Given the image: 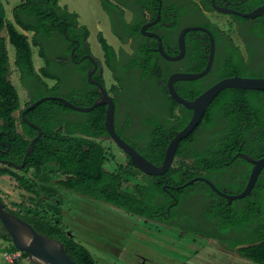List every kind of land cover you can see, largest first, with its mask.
<instances>
[{
    "label": "trees",
    "instance_id": "trees-1",
    "mask_svg": "<svg viewBox=\"0 0 264 264\" xmlns=\"http://www.w3.org/2000/svg\"><path fill=\"white\" fill-rule=\"evenodd\" d=\"M99 2L108 15L112 31L123 40L124 35L116 27L115 22L122 23L129 29L131 24L124 23L123 19L124 8L132 12L133 21H136V10L141 9L144 0H133L132 4L127 0H99ZM155 10L151 11L153 15ZM11 12L12 19L6 18L4 5L0 2V32L5 30V35L0 34V162L2 159L6 160V164L0 163V176L8 175L24 190L38 194L31 184V177H25L12 170L13 163L19 164L23 160L26 148L37 134V130L20 118V131H16V118L13 113L20 107V101L17 89L9 78L6 37L14 47L13 63L20 74L22 84H25V81L27 83L31 81L41 85L37 94L25 102L26 106L42 95L59 94L60 80L51 86L43 80V77L56 78V74L49 68L46 41L59 37L67 44L66 51H69L73 43L65 38L66 34L70 38H77L80 46L89 52L90 47L86 40L88 29L79 24L75 12L60 6L58 0H21ZM60 20L66 22V27L64 22H58ZM18 28L31 31V36L28 37ZM97 39L104 62L113 71V61L118 54L101 33L98 34ZM32 45L39 47L38 54L45 61V65L38 70H35L32 62ZM127 64L138 66L143 78L150 77L156 83L165 85L168 76L167 62L157 60L141 50L138 55H132L130 63ZM233 74L264 76L257 72H247L241 63L236 64L232 60L223 64L221 69L212 75L213 80H217ZM114 77L118 80L116 75ZM84 82L88 85L85 79ZM95 95L94 91L93 96L89 95L79 104L90 105ZM166 97L171 108L175 109L171 115L172 120L169 122V127L172 126L173 129L169 133L170 138L187 123L189 113L184 106L175 102L167 91ZM73 103L78 104L75 101ZM75 114L81 115V118L77 120L74 117ZM104 115V105H98L87 112L77 113L55 99L43 100L26 111L24 116L28 121L37 124L42 133L38 139L34 140L33 148L20 170L37 171L42 166L55 165L56 170L62 175L56 179V183L62 187L127 213L154 218L155 212L163 210L171 201L169 185H178L196 175L203 174L219 187L225 185L233 191H240L247 180L251 164L240 156L232 159L233 155L242 152L253 158L264 156V90L225 87L210 102L206 108L205 117L200 120L196 128L179 141L175 157H179L182 162L187 160L185 164L183 163L184 166L171 165L163 174L144 175L142 182L134 183L131 186L132 190L129 191L123 189L125 179L122 173L105 168L106 157L102 144L89 138V136L106 134ZM118 133L151 162L161 163L167 140L164 141L155 129H152V134H145L143 149L138 146L134 137L119 131ZM126 157L127 165L134 167L128 156ZM241 164L247 167V171L241 180L234 182L235 173ZM222 177H226L227 180L220 181ZM163 185L166 188H163ZM195 185L203 188V192L210 195L214 201L219 198L205 182L198 181ZM186 188L172 191L181 197L186 193ZM20 208L25 210L7 209L30 223L38 232L61 242L66 253L78 263L97 264L88 248L68 235L63 225L46 218L40 210L31 211L23 203L20 204ZM232 209L237 211L235 226L240 233L248 227L249 221H253L250 236L237 240V243H246L237 250L238 253L254 263L264 264V166L251 192L234 201ZM0 239L9 242L7 248L9 252L19 251L11 244L9 235L1 225ZM19 253L22 256L28 255L23 251Z\"/></svg>",
    "mask_w": 264,
    "mask_h": 264
},
{
    "label": "flooded vegetation",
    "instance_id": "flooded-vegetation-1",
    "mask_svg": "<svg viewBox=\"0 0 264 264\" xmlns=\"http://www.w3.org/2000/svg\"><path fill=\"white\" fill-rule=\"evenodd\" d=\"M127 1L133 3V0ZM263 5L264 0H144L141 9L136 10V21H133L132 12L124 8L123 19L124 23L131 24L129 29L126 25L115 22L116 27L124 35L122 40L115 34L119 44H126L130 51L120 48L117 52V58L113 61V71L105 64L103 54L102 59H99L91 51L86 52L80 46V41L77 38L69 37L67 40L73 43L70 50L61 51L60 56L56 57V78L47 79L52 80V85L60 80L59 90H67L66 95H60L78 104L89 95L93 96L95 91L96 95L92 99L93 102L99 96V91L94 83L87 81V74L90 71L91 78L105 88L115 103L114 128L117 133L119 131L124 135L134 137L138 146L143 149L145 148V134H152V129H155L159 133L158 135L162 136L163 140H167L168 143L171 138H169V133L173 131L172 126L169 127V122L172 120L171 115L175 109H172L168 103L166 91L168 95L169 92L166 88V82L163 85L156 83L150 77L143 78L138 66L127 64L130 63L131 56L138 55L139 51L144 50L145 53L157 60L167 62L168 75L175 72H199L206 66L208 59L210 46L208 32L201 29L188 30L184 35V54L179 59L164 58L157 51V38L151 33L160 38L164 52L174 56L178 53L177 36L179 31L186 26H200L207 28L213 36V60L209 70L203 76L193 80L174 82V88L180 96L186 99L196 97L218 80H213L212 74L221 69V66L227 64L229 60L236 64L241 63L247 72L252 73L254 71L264 74V12L254 17H245L238 13L223 12L218 9L222 7L239 13H246ZM153 9H156L155 15L151 12ZM212 12L225 17V28L210 19L208 13ZM64 25L66 27V22ZM143 25L144 29L142 30ZM229 29H233L235 32L236 40L230 35ZM233 58L235 59L233 60ZM68 61L70 62L68 63ZM107 72L112 80V84L108 86L106 84ZM115 75L118 80L114 77ZM84 79L88 85L85 84ZM28 84L41 88L39 83L29 81ZM24 89L26 88L24 87ZM102 105L106 108L105 104ZM24 107L25 105L20 106L14 111V113L17 111L16 116L13 113L16 118V131L18 132L20 131V118L22 119L21 111ZM205 111L200 120L205 117ZM75 112L78 113V111ZM186 112L189 113L190 118L192 110L186 108ZM74 117L79 120L81 115L75 114ZM102 137L110 138L107 132L101 136H89L96 141ZM5 161L2 159L0 163L6 164ZM246 171L247 167L241 164L235 173L234 182L241 180ZM144 175L146 174L143 173L142 176ZM198 181L202 180H194L186 185H183L185 182L169 185L171 201L163 210L155 212L154 218L131 215L156 223L168 229L169 233H176V237L179 239L184 237V241H188V244L201 245L203 241H206L212 247L223 249L224 254L231 255L229 259H231V264H234L237 259L236 256H240L237 250L246 245V243H237V240L244 236H250L253 221H249L248 227L240 233L235 226L238 214L236 210L232 209V204L237 199L227 202L225 197L217 194L219 198L214 201L210 195L203 192V188L195 185ZM214 184L227 193L238 192L227 188L225 185L219 187L216 183ZM184 187H187L186 193L181 197L172 191H179ZM157 200L159 201V197ZM223 207L225 208L223 209ZM119 210L121 211V209ZM65 231L75 239L70 231L66 229ZM196 238L201 239V241L195 243ZM75 240L79 242V240ZM214 256L219 255L214 254ZM26 257L28 258V255ZM240 257L245 261H250ZM28 261L31 264L29 259ZM225 261L228 263V260Z\"/></svg>",
    "mask_w": 264,
    "mask_h": 264
},
{
    "label": "rangeland",
    "instance_id": "rangeland-1",
    "mask_svg": "<svg viewBox=\"0 0 264 264\" xmlns=\"http://www.w3.org/2000/svg\"><path fill=\"white\" fill-rule=\"evenodd\" d=\"M2 1L5 5L6 16L11 18L12 7L18 5L21 0ZM58 4L75 12L79 24L88 29L86 40L90 51L97 58L102 59V50L97 39L99 33L116 52H119L121 47L126 49L125 51H130L126 44H119L110 26L108 15L99 0H58ZM208 15L212 21L226 27L224 16L215 12L208 13ZM23 32L28 37L32 34L31 31ZM229 32L236 40L233 29H229ZM45 46L50 71L56 73V57L60 56L61 51L66 50L67 44L59 37H55L47 40ZM6 47L10 63L9 77L17 89L22 107L29 98L37 94L39 88L29 85L26 81L22 84L20 74L13 63L14 48L9 42ZM31 50L33 66L38 70L45 65V61L38 54V46L32 45ZM43 80L49 86L52 85V80L45 77ZM106 84L107 86L112 84L108 72ZM66 91L59 90L58 95H66ZM14 114L16 116L17 111ZM97 141L105 149V168L122 173L124 176L123 189L131 191L134 183L142 182L143 173L127 165L126 155L110 138L102 137ZM186 162L187 160L182 162L179 157H175L172 166H184ZM56 169L55 165L49 164L40 167L37 171L30 169L28 172L12 168L25 177H31V184L38 194L24 190L13 178L2 175L0 176V199L10 210H25L20 208V204L23 203L31 211L40 210L46 218L63 225L75 239L90 250L97 264H231L230 254H224L223 249L212 247L206 241H203L201 245L188 244V241H184V237L179 239L176 233L171 234L168 229L156 223L137 218L107 203L62 187L56 183V179L62 177ZM222 180L226 181L227 178H220V181ZM200 241L199 238L194 240L195 243ZM8 245V241L0 239V264H29L26 256L19 254L18 257H13L12 255L18 252H9ZM214 254L219 256H214ZM236 258L237 261L235 260L234 264H258L245 261L239 255ZM225 260H228V263Z\"/></svg>",
    "mask_w": 264,
    "mask_h": 264
},
{
    "label": "water",
    "instance_id": "water-1",
    "mask_svg": "<svg viewBox=\"0 0 264 264\" xmlns=\"http://www.w3.org/2000/svg\"><path fill=\"white\" fill-rule=\"evenodd\" d=\"M218 9L223 12L238 13L245 17H254L264 12V5L256 7L252 11L246 13H239L237 11L225 9L222 7ZM141 29H144V25ZM193 29H201L209 33L210 46L208 59L206 66L199 72H175L168 75L166 78V88L169 92L170 97L178 104H181L187 109H191L192 113L187 123L181 129L177 130L169 139L165 147L163 159L160 164H154L153 162H151L147 157L140 153L133 145L123 139L116 132L114 128L115 103L112 98L107 94L105 88L99 82L91 78V73L89 71L87 74V81L90 83H94L98 87L99 91V96L90 105L75 104L62 95L46 94L36 98L22 109L21 116L23 121L28 123L30 126L36 128L37 134L29 142V145L26 148L21 163L13 164V167L15 169H21L24 166V160L32 150L34 140L38 139L42 133L41 128L37 124L28 121V119L24 116V112L34 108L43 100L55 99L59 102H62L66 107L72 109L73 111L78 112H87L98 105L105 104V130L108 133L109 137L113 140V142L124 152L126 156H128L131 164L146 175H159L165 173L172 165L179 141L182 138L186 137L190 132H192L193 129H195L202 117V114L221 89L225 87H239L264 90V76H244L233 74L231 76H226L221 79H218L193 99H186L180 96L174 88L175 81L193 80L203 76L209 70L214 55L213 36L211 32L204 27H183L179 31L177 36L178 53L174 56H170L166 52H164L160 38L156 34L151 33L157 38V51L164 58L179 59L183 56L185 50L184 35L188 30ZM65 38L68 39L69 37L65 34ZM75 41L77 42V40ZM236 156L244 158L247 162L251 164L247 180L240 191L235 193H227L224 190L218 188L210 179L204 176H195L186 181L183 185L189 184L194 180H202L206 182L216 194L225 197L227 202L248 195L251 192L253 186L255 185L260 170L264 166V156L253 158L246 153L237 152L233 155L232 158H235ZM163 188H165V186H163ZM4 205V202L0 199V225L9 235L11 244L19 251H23L28 254V259L31 261V264H81L75 261L66 253V250L61 242L52 237H48L43 233L38 232L30 223L23 220L18 215L10 212Z\"/></svg>",
    "mask_w": 264,
    "mask_h": 264
},
{
    "label": "crops",
    "instance_id": "crops-1",
    "mask_svg": "<svg viewBox=\"0 0 264 264\" xmlns=\"http://www.w3.org/2000/svg\"><path fill=\"white\" fill-rule=\"evenodd\" d=\"M0 2H2L3 3V1L2 0H0ZM21 2V1H20ZM3 5H4V3H3ZM5 6V5H4ZM16 6V5H15ZM14 7V6H13ZM12 7V8H13ZM4 10H5V7H4ZM11 11H12V9H11ZM5 16H6V13H5ZM6 18H8V19H12V12H11V18H9V17H7L6 16ZM20 31H22L23 32V30H21L20 28H18ZM0 34L1 35H5V30L3 29L1 32H0ZM7 42H8V38L6 37V44H7ZM7 48V47H6ZM14 48V47H13ZM7 53H8V51H7ZM14 55H15V53H14ZM8 58H9V56H8ZM13 62H14V59H13ZM10 64V63H9ZM15 66V65H14ZM36 70V69H35ZM10 78V77H9ZM12 81V80H11ZM13 83V82H12ZM19 96V95H18ZM19 100H20V98H19Z\"/></svg>",
    "mask_w": 264,
    "mask_h": 264
},
{
    "label": "built area",
    "instance_id": "built-area-1",
    "mask_svg": "<svg viewBox=\"0 0 264 264\" xmlns=\"http://www.w3.org/2000/svg\"><path fill=\"white\" fill-rule=\"evenodd\" d=\"M18 253H16L15 255H12L13 257H18L19 256V251H17Z\"/></svg>",
    "mask_w": 264,
    "mask_h": 264
}]
</instances>
